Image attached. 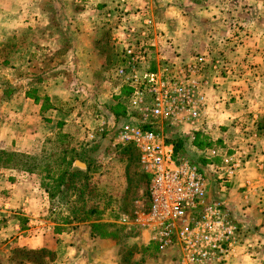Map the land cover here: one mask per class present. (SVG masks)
<instances>
[{
  "label": "rangeland",
  "instance_id": "rangeland-1",
  "mask_svg": "<svg viewBox=\"0 0 264 264\" xmlns=\"http://www.w3.org/2000/svg\"><path fill=\"white\" fill-rule=\"evenodd\" d=\"M84 1L87 0H78L82 3ZM138 1L130 0V5L136 7L139 4ZM52 2L53 0H46V4H52ZM59 2L63 6L65 3L68 4L69 0H59ZM226 2L228 5L235 6L240 2L244 3L245 0H143L140 3L143 4L141 8L132 7L133 10L126 11L130 13L127 15H132L137 19L143 14H149L156 19L166 37L164 50L173 61L184 62L198 55H204L214 64H218L216 71L207 70L206 77L211 88L208 92V103L204 116L195 124L186 123L172 127L165 123L159 127L165 135L171 138L178 136L185 140L184 158L200 168L216 197L223 199L222 185L228 180L223 170L226 159L233 157L235 160L241 161V169L247 168L246 166L252 163L259 170H264L262 169L264 161L258 159L257 146L254 143L256 135L262 127V120L257 121L256 118H253L255 115L262 114L250 110L249 107L246 109L243 107L244 104L235 107L234 110L231 109L233 106H230L235 99H240L242 104L244 99L248 101L249 97L254 98V94L249 95L244 88L250 86L251 78L257 81L261 76L252 72L250 65L244 59L233 61L224 56L228 52L226 49L233 50L234 48L237 51L235 48L243 44L246 36V30L241 25V21H235L240 17L233 11L224 8ZM154 3L157 7L152 6L151 8L150 5ZM220 3L223 8L217 6L216 9V4ZM63 7H46L47 16L44 19L49 21L50 26L47 29L37 28L41 33L39 37L45 41L34 43V47L31 46L32 51L28 50L31 47L26 48L25 45L32 38L28 37L26 31L23 33L18 29L10 33H6L4 29L0 31V152L6 151L15 155L25 154L29 158L22 160L15 158L10 163L11 167L4 168L6 157L0 154L2 162L0 169H6L9 171L8 173L16 176L29 178L30 188L34 190V193L38 187L46 192L49 198L48 211L50 212L47 214V218L51 216V211L54 208L62 211L65 209L69 213L68 218L74 219H80L85 216V213L92 214V212L94 216H99L101 219L106 217L110 221L116 220L121 215L127 216L131 222L126 225V228L130 226L129 230H121L116 223H107L109 230L117 234V237L112 240L113 243L112 241L110 243L117 245L126 257L122 263L132 264L136 255L146 263L149 251L151 259H162L163 255L165 256L167 253L161 254V256L155 250L150 249V246L136 244L133 247L134 245L129 244L132 237L147 236L137 225L135 213L145 212L149 206L147 198L149 183L147 176L140 170L137 152L114 145V128H117L126 118L123 113L125 108L118 103L113 92L110 100L112 98L116 105H120L121 110L114 109L112 103H110L111 107L107 105L109 117L108 119L104 118L106 120L104 126L84 128L83 133H79L81 136L79 134L76 136L79 142L73 144L74 147L68 143L69 141L61 140L59 133L55 140L53 137L48 139L51 149L45 155L27 154L21 151L25 147L24 142L20 139L25 133L24 128L27 125L30 133L32 130L35 133L37 125L35 122L26 121L27 115L37 114V104L28 106L26 99L35 100L37 96L42 99L44 95L45 99L56 97L53 94V83L57 86L60 83L58 91L61 92L64 89L61 93L65 97L59 99L57 96L56 111L59 112L58 114L67 116L74 107L84 109L86 113L92 112L91 108H87L86 105L85 98L88 97H86L83 88L79 87L90 82L92 78L86 69L80 68L81 60L77 54L80 47L73 42L72 38L74 33L82 35L84 27L73 31V27L67 24L72 13L70 14L67 9L63 10ZM94 8V11L87 14L89 23L90 20L93 22L91 23L92 27L87 29L94 38L92 47L96 53L93 59H89L90 62L93 61L92 68L95 70L92 77L95 78L96 84L102 83L105 87H111L113 84L111 69L119 63L120 56L114 41L113 28L100 25V16L103 15V12H100L101 9H97V6ZM255 13L252 12V14ZM40 18L37 16L32 22L43 24L44 20ZM232 18L233 20L229 21ZM80 20L84 21L85 19L80 17ZM54 37H57L58 40L56 44L51 42ZM26 55L28 57H25ZM38 71L39 73H37ZM42 85L45 88H40ZM218 89H221L222 96L225 97V99L220 97V103L216 101ZM263 94L264 92L260 95L263 96ZM69 97L70 100L75 98L74 104L68 100ZM46 103L50 104V107L46 104V110L51 112L53 104L50 100ZM70 104H73V107ZM220 105H224L223 108ZM95 109L92 113L96 119L100 109ZM242 110H246L247 114ZM224 115L228 120H220ZM49 126H52L51 124L47 127L52 128ZM101 127H105L107 133L101 135L98 131ZM93 131L98 132L97 138L89 141L88 133ZM75 133H77L76 130ZM32 146H35V140ZM213 150H217L219 155L214 156ZM82 157H86L87 168L88 165L90 167L83 188L85 201L81 199L77 189H73L68 195L58 194L53 205L47 186L52 187L58 184L68 166L73 165L76 159L79 160ZM35 159L41 161V167L37 166ZM76 219L75 221H77ZM40 221L42 222L41 219L31 220L35 224ZM242 236L244 237V233ZM145 237L144 241L147 242V237ZM141 241H143V237H141ZM170 253L172 254L171 251ZM173 254L171 258L175 264L177 257H175V252ZM9 258H11V264H20L26 259L38 262L41 260L53 261L51 255L41 256L17 249L12 251ZM7 261L8 258L0 255L2 264Z\"/></svg>",
  "mask_w": 264,
  "mask_h": 264
},
{
  "label": "crops",
  "instance_id": "crops-1",
  "mask_svg": "<svg viewBox=\"0 0 264 264\" xmlns=\"http://www.w3.org/2000/svg\"><path fill=\"white\" fill-rule=\"evenodd\" d=\"M142 1L139 0V4L135 7L130 5V0H87L84 3L78 2V0H69V3H65L63 7L59 0H53L52 4H46V0H0V31L3 29L6 33L14 32L17 29L22 33L26 31L28 37H32L26 42V48L33 46L34 43L39 41H45V39L42 41V37H39L41 33L37 28L47 29L50 26L49 21L44 19L47 16L46 7H63V10L67 9L70 14L72 13L67 24L73 27V31L84 27L82 35L77 33H74V36L71 35L74 39L73 42L80 47V51L77 52L81 60L80 68L86 69L88 75L92 78L90 82L79 87L83 88L86 97H88L85 98L87 108H91L92 112L96 110L95 108L100 109L96 119L94 113H86L84 109H78V107H74L67 116L58 114L59 112L56 111L57 96L59 99L61 97L64 98V94L61 93L64 89L61 92L58 91L57 88L60 83L58 86L53 83V94L56 97L52 96L53 98L51 99H45L44 95L42 99L39 96L35 100L26 99L28 106L37 104V114L27 115L26 121L35 122L37 125L35 133L33 130L30 133L27 125L24 128L23 131L25 133L20 138L25 145L21 149L22 152L27 154L36 153L40 156L45 155L51 149L48 145V139L50 140L53 137V140H55L56 135L59 133L61 134V140L69 141L68 143H71L74 147L79 142L76 136L79 133H83L84 128H97L106 121L104 118L108 119L109 109L107 105L110 106V103H112L114 109L121 110L120 105H116L112 98L110 100L114 89L113 86L111 88L103 86L102 83L96 84L95 78L92 77L95 74V70L92 68L93 61L90 62L89 59H93L96 53L92 47L94 38L87 29L92 27L91 23L93 22L90 20L89 23L87 14L94 11V7L97 6V9H101L100 12H103V15L100 16V25L113 28V35H116L119 16L122 12L131 11L134 9L132 7L141 8L143 4L140 3ZM152 6L157 7L155 3L150 5L151 8ZM217 6L223 8L221 3L216 4V9ZM224 8L233 11L234 14L236 13L240 18L234 20L236 22L241 21V25L246 30L243 44L235 48L238 52L234 48L233 50L229 48L226 49L228 52L224 56L233 61L244 59L250 65L252 72L261 76L257 81L251 78L250 86L244 88L249 95L253 93L254 98L249 97L248 101L244 99L242 104L240 99H235L230 106H233L231 109L234 110L235 107H240L244 104L243 107H246V109L249 107L250 110H255L262 114L260 116L254 114L255 117H253L257 121L262 120V127L258 131L254 143L257 146L258 159L264 161V94L263 96L260 95L264 92V0H245L244 3L240 2L235 6L228 5L226 2ZM252 12L256 13L252 14ZM37 16L44 20V25L39 22H32ZM80 17H84L85 20L81 21ZM63 19L65 20L66 18ZM232 20L233 18L229 21ZM51 42L54 44L58 43L57 37L52 38ZM28 50L32 51V47ZM25 57L28 56L26 55ZM41 87L45 88L44 85ZM221 92V89L216 91V101L223 97ZM70 97L68 100H70ZM223 98L225 99V97ZM48 100L53 104L51 112L45 108L46 104L50 107V104L46 103ZM70 101L74 104L76 100L74 98V100L71 99ZM73 104H70V106L73 107ZM220 106L223 108L224 105ZM45 111H47V114H45ZM243 111L247 114L246 110ZM123 113L125 114V111ZM220 120L225 121L228 118L224 115ZM49 124L52 125L49 126L52 128L47 127ZM75 130L77 133H75ZM79 135L81 136V134ZM34 140L36 148L32 146ZM30 141L32 142L31 145L29 144ZM78 162L85 164L86 167L81 168L78 166ZM73 167L83 171L88 169L86 163L80 160H75ZM246 167L241 169L236 177L228 179L222 185L223 200L241 226L245 243L242 254L229 264H264V170H259L252 163ZM262 169H264V166ZM8 172L6 169H0V255L8 258V261L4 264L12 263L9 255L15 249L26 252L51 251L54 254V260L45 264H124L122 263L124 261V253L120 251L121 249L117 245L112 244L114 238L108 237L104 229H98L93 225L116 223L120 229L129 230L130 226L126 228L127 223L124 222L127 216L121 215L116 220L111 221L103 217V219L99 220L78 222L72 217L68 218L69 213L65 209L62 211L54 208L51 211V216L47 218V214L50 212L48 211L49 198L46 192L41 187H38L34 193V190L30 188L29 178L16 176ZM33 219H41L43 223L40 221L35 224L31 222ZM141 237H143V241H141ZM144 237L145 235L132 237L129 244L134 245L133 247L136 244L149 247L148 243L144 241ZM111 241L112 243H110ZM248 245L251 246L249 249ZM149 248L154 250L151 246ZM171 252L173 254L172 250ZM150 254L151 252L149 251L146 263L141 261L137 255L136 257L134 256L132 264L174 263L171 258L174 254L170 253L171 256H169V252L165 256L163 255L164 258L158 260L151 259ZM158 254L161 255L160 253ZM0 264L2 263L0 262ZM20 264L39 263L26 259Z\"/></svg>",
  "mask_w": 264,
  "mask_h": 264
},
{
  "label": "built area",
  "instance_id": "built-area-1",
  "mask_svg": "<svg viewBox=\"0 0 264 264\" xmlns=\"http://www.w3.org/2000/svg\"><path fill=\"white\" fill-rule=\"evenodd\" d=\"M127 14L123 11L118 21L114 41L120 61L111 77L126 118L114 128V145L136 151L149 179V206L135 213L136 223L158 253L175 252V264H229L245 245L241 226L205 174L187 158L177 157L170 137L159 127L195 124L204 116L211 88L207 70L216 71L218 64L204 55L173 61L156 19ZM98 131L107 133L105 127ZM97 135L93 131L87 138L93 141ZM212 154L219 155L217 150ZM241 168V161L226 159L224 175L234 178ZM124 222L131 223L128 217Z\"/></svg>",
  "mask_w": 264,
  "mask_h": 264
},
{
  "label": "trees",
  "instance_id": "trees-1",
  "mask_svg": "<svg viewBox=\"0 0 264 264\" xmlns=\"http://www.w3.org/2000/svg\"><path fill=\"white\" fill-rule=\"evenodd\" d=\"M169 141L174 144L177 157L179 159L184 158L185 157V149H184L185 140H183L182 138L176 136V137H173V138L170 137ZM0 154L4 155L6 157L5 163L3 164L4 168L11 167L10 163H12L13 159H15V158H20L21 160L23 158L24 159L28 158V156H26L25 154L15 155L13 153L6 152V151L0 152ZM35 160L37 161V166L41 167V161L39 159H35ZM76 160H78V159H76ZM79 160L88 164V162L86 160V157L79 158ZM1 163L2 162H1V159H0V166H1ZM55 166H56V164H55ZM55 166L53 167V170L55 169ZM89 170H90L89 165H88L87 171H83V170H81L79 168H74L73 165H69L68 168L65 171L63 170L64 171V175L62 176L60 182L58 184L52 186V187L51 186H47L48 194L50 196V199L53 202V205L55 204V202H56V200L58 198V194H64L65 193V194L68 195V193L73 191V189H77L78 194L81 196V199L82 200L84 199L83 201H85V198H83V195H84L83 188H84V185H85V178H87V173H88ZM147 178H148V176H147ZM148 183H149V179H148ZM83 203H85V202H83ZM84 215L85 216L80 218V219L79 218H77V219L75 218V219L78 222L94 221V220L101 219L99 216H94L93 212H92V214H86L85 213ZM93 226H96V228H98V229H101V228L104 229L107 232V236L108 237H112L114 239L117 237L116 236L117 235L116 232L109 230V227H108L107 223L94 224ZM153 249L156 250L155 248H153ZM29 253H31V252H29ZM32 253H36L37 255H41V256H43L44 254H48V255L53 256L52 260H54V254L51 251H48V250L32 251ZM124 259H126L125 256H124ZM31 261H33L34 263H39V264L48 263V261L46 262V260L45 261L41 260L42 262L41 261L38 262L37 260H31Z\"/></svg>",
  "mask_w": 264,
  "mask_h": 264
},
{
  "label": "water",
  "instance_id": "water-1",
  "mask_svg": "<svg viewBox=\"0 0 264 264\" xmlns=\"http://www.w3.org/2000/svg\"><path fill=\"white\" fill-rule=\"evenodd\" d=\"M77 164H78V166H80L81 168H85V167H86L85 164H83V163L78 162Z\"/></svg>",
  "mask_w": 264,
  "mask_h": 264
}]
</instances>
